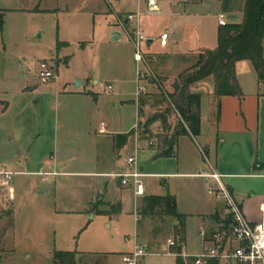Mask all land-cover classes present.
Returning a JSON list of instances; mask_svg holds the SVG:
<instances>
[{"label": "crops", "instance_id": "crops-1", "mask_svg": "<svg viewBox=\"0 0 264 264\" xmlns=\"http://www.w3.org/2000/svg\"><path fill=\"white\" fill-rule=\"evenodd\" d=\"M136 2L140 10L150 14L160 13L172 19L171 30L161 32L169 34L164 45L160 44L161 34L159 37L148 36L145 43L150 48L158 40L160 50L146 54H149L152 61H164L165 64L160 69L173 77L190 67L198 52L216 47L219 15H223L226 24L240 23L244 5V0H166L165 3L156 0L157 11H152L148 9L147 0ZM205 17H211L214 23L211 33L202 39L198 28ZM127 26L123 19L121 27L125 32ZM234 69L240 95H224L219 99L215 97L212 76L190 85L191 92L201 93L200 133L195 137L190 133L178 136L170 155L161 154L162 142L159 146L148 144L149 138L144 136L147 132L141 136L139 133L135 142L134 125L139 116V101L136 97L135 100L119 98L126 92L122 85L117 91H113L114 85L119 82L118 78L107 82L99 91L91 90L87 79H80L78 85L67 89V83L57 84L54 77L45 84L39 83L35 78L34 82L14 93H0V171L8 170L12 172V176L36 173L40 176V182H46L54 191L66 189L61 179L57 180L58 177L79 174L87 178L85 185L81 186L86 191L79 201L87 210L99 200L119 203L118 213L104 215L117 219L121 214H130L134 221L135 199L132 189L122 185L120 178L113 174L123 172L126 168L125 157L135 154L138 168L143 174L145 193L136 199L139 220L134 222V237L138 241L145 238L149 218L153 223L150 240L139 242L155 254L166 249L167 252L172 251L176 219L160 208H154L150 212L144 198L167 196L175 200V196L168 193L170 185L167 183L171 180L201 178L207 194V187L216 185V180L210 174L218 173L221 182L233 195L246 218L256 221L264 212V79H258L249 60L236 61ZM97 83L95 80L94 84ZM146 83L144 80L143 93L150 92L152 88ZM61 97L68 98L69 101L64 102L63 113L60 115ZM127 106L133 108L131 114L134 115L135 112V122L128 121L129 125L125 127L127 122L123 115ZM101 122H105L106 132H99ZM155 123L162 126L159 120L149 125ZM131 131L128 142L116 148L114 135ZM197 137L202 140L201 146ZM199 154L204 162L200 160ZM78 158L81 159L80 163L90 164L91 169L70 171L65 168ZM210 199L214 203L208 206L207 211L197 215V235L200 242V228L213 225L225 212L221 201L213 197ZM176 207L175 200V210L185 215L186 226L188 216L179 212ZM128 241L125 238V242ZM185 241L181 252L192 255L203 248L201 242L199 252L191 253L187 251ZM130 249L120 250L118 254L103 252L98 259L79 264H121L120 255ZM167 252L164 254L173 256L175 264V256ZM27 257L32 258V255L28 254ZM75 264H78L76 257Z\"/></svg>", "mask_w": 264, "mask_h": 264}, {"label": "rangeland", "instance_id": "rangeland-1", "mask_svg": "<svg viewBox=\"0 0 264 264\" xmlns=\"http://www.w3.org/2000/svg\"><path fill=\"white\" fill-rule=\"evenodd\" d=\"M159 2L165 3L166 0ZM141 10L138 26L142 35L159 37L163 30H171L170 16ZM135 12L136 0H0V93H14L34 82L37 63L41 60L53 65L56 83H67V89L74 88L77 80L87 79L89 88L99 91L107 82L118 78L113 91L122 85L126 93L119 98L135 100L137 84L143 86L146 80L152 88L138 98L139 102L143 101L138 110L137 130L138 134L141 133L139 121L144 123L155 112H165L169 107L163 97L169 99L165 91L172 90L171 83L177 76L166 74L160 69L165 62L152 61L146 54L160 50L158 40L150 48L142 43L143 61L136 63L134 60L133 45L121 25L127 14ZM212 23L211 17L202 18L198 28L200 38L211 33ZM126 28L130 30L128 26ZM115 32L119 34L117 39L112 37ZM95 80L97 84H94ZM67 99H59L60 115L64 102L69 101ZM206 103L205 99L204 107ZM132 109L127 106L126 110L125 107L122 116L127 122L125 127H128V121L135 122ZM165 113L168 122L175 123L173 110ZM145 128L147 134L144 136L152 142L151 146H159L165 133L160 124ZM196 140L201 146V138ZM199 158L204 162L201 154ZM80 160L76 159L65 168L70 171L91 169L90 164L80 163ZM12 177V182L0 184V264H52L57 251L74 252L78 264L89 263L103 252L118 254L120 250L132 248L135 235L133 215L110 218L91 213L90 208L87 210L79 202L86 191L81 187L85 185L86 177L79 174L58 177L57 180L61 179L66 187L58 191L46 182H40L36 173ZM167 184L170 185L168 193L175 196L177 210L188 216L185 226L187 251L199 252L197 215L207 211L214 201L206 194L201 178L185 177ZM152 224L148 218V230L140 242L150 240ZM125 238L129 239L127 243ZM167 251L147 256L144 264H174V257L164 254ZM28 254L32 258L27 257Z\"/></svg>", "mask_w": 264, "mask_h": 264}, {"label": "trees", "instance_id": "trees-1", "mask_svg": "<svg viewBox=\"0 0 264 264\" xmlns=\"http://www.w3.org/2000/svg\"><path fill=\"white\" fill-rule=\"evenodd\" d=\"M1 24V19H0ZM249 60L257 73L258 79H264V0H244L242 20L237 24L220 25L217 33V45L213 49L198 52L195 62L177 75L171 83V91H165L169 96L165 100L169 104L168 110L176 114L175 123H168L167 113L155 112L146 122H140L142 129L140 136L147 132L145 128L151 122L159 120L165 129L161 142L162 155H170L178 136L190 133L194 137L200 133V104L201 93L191 92V84L212 76L214 82V96L218 99L224 95H240L235 74V63L238 60ZM160 94H163L159 89ZM141 106L143 101L139 102ZM219 110V101L217 103ZM141 108V107H140ZM132 131L114 135L116 148L124 146ZM147 210L163 209L176 219L174 225V242L171 250L181 252L185 240V215L175 210V200L167 196L145 197ZM91 212L106 215L116 214L120 210L119 203H106L102 200L90 207ZM52 264H75L74 252L57 251L52 257ZM175 264H193V257L183 258L175 255ZM206 264H217L216 260H209Z\"/></svg>", "mask_w": 264, "mask_h": 264}, {"label": "built area", "instance_id": "built-area-1", "mask_svg": "<svg viewBox=\"0 0 264 264\" xmlns=\"http://www.w3.org/2000/svg\"><path fill=\"white\" fill-rule=\"evenodd\" d=\"M156 0H147L148 9L155 11ZM142 14L137 8V12L129 13L124 17L127 19L126 32L134 48L133 57L136 63L143 61L141 52L142 43L147 41V37L139 31L138 19ZM218 23L225 25L223 15L218 17ZM131 25V26H129ZM168 32L160 35V44L164 45L168 38ZM53 65L45 60L37 63L36 78L41 84H45L55 77ZM110 89V86H108ZM145 87L137 84L135 97L139 101V95L144 92ZM135 142L138 139V117L134 125ZM99 132H106L105 122H101L98 128ZM148 141V144H151ZM125 170L121 173L113 174L120 178V183L129 186L135 199L134 202V222L139 220L138 205L136 199L142 197L145 193V184L142 180L143 174L140 172L135 154L125 157ZM210 176L216 180V185L207 187V194L224 205L223 217L213 225L202 226L199 230V236L203 243V248L199 253L187 254L184 252H167L170 255L179 254L183 258L193 257V264H206L209 260H216L217 264H264V212L256 221H250L244 215L241 207L230 193L228 188L221 182L218 173H211ZM12 181V172L8 170L0 171V184L5 185ZM155 253L150 252L134 237L132 248L120 255L121 264H144L147 256Z\"/></svg>", "mask_w": 264, "mask_h": 264}, {"label": "water", "instance_id": "water-1", "mask_svg": "<svg viewBox=\"0 0 264 264\" xmlns=\"http://www.w3.org/2000/svg\"><path fill=\"white\" fill-rule=\"evenodd\" d=\"M125 22L127 23V19H125ZM118 35H119V34H118L117 32L113 33V34H112L113 39H117V38H118ZM78 84H79V81L77 80V81H76V85H78Z\"/></svg>", "mask_w": 264, "mask_h": 264}]
</instances>
